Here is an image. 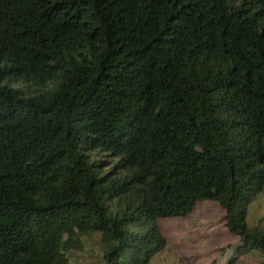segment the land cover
I'll return each mask as SVG.
<instances>
[{
  "label": "trees",
  "instance_id": "1",
  "mask_svg": "<svg viewBox=\"0 0 264 264\" xmlns=\"http://www.w3.org/2000/svg\"><path fill=\"white\" fill-rule=\"evenodd\" d=\"M264 0H0V264H148L202 201L256 251Z\"/></svg>",
  "mask_w": 264,
  "mask_h": 264
},
{
  "label": "rangeland",
  "instance_id": "2",
  "mask_svg": "<svg viewBox=\"0 0 264 264\" xmlns=\"http://www.w3.org/2000/svg\"><path fill=\"white\" fill-rule=\"evenodd\" d=\"M224 210L213 201H202L186 217H163L157 220L166 239L164 249L148 264H229L231 245L239 238L227 231ZM246 223L264 225V186L249 204ZM84 249L70 254V264H105L100 234L93 232L82 238ZM256 251L237 256L231 264H261Z\"/></svg>",
  "mask_w": 264,
  "mask_h": 264
}]
</instances>
